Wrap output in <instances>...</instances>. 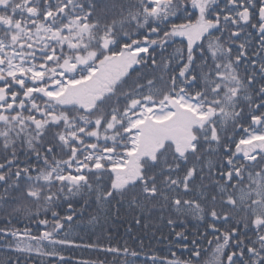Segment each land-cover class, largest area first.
<instances>
[{
	"label": "snow or ice",
	"instance_id": "snow-or-ice-1",
	"mask_svg": "<svg viewBox=\"0 0 264 264\" xmlns=\"http://www.w3.org/2000/svg\"><path fill=\"white\" fill-rule=\"evenodd\" d=\"M122 217L171 258L72 238ZM66 248L264 264V0H0V264Z\"/></svg>",
	"mask_w": 264,
	"mask_h": 264
},
{
	"label": "trees",
	"instance_id": "trees-1",
	"mask_svg": "<svg viewBox=\"0 0 264 264\" xmlns=\"http://www.w3.org/2000/svg\"><path fill=\"white\" fill-rule=\"evenodd\" d=\"M66 209H62L64 211ZM196 222L189 219L187 222V232L192 238L193 234L196 231L195 228ZM22 226V225H21ZM33 227H35L33 225ZM75 231H73L72 238L77 242H80V238L83 237L84 242L98 241L102 244L107 245L111 243L112 245L120 244L124 245L125 242L131 248H135L139 251L140 249V240L144 241V249L149 253H155L160 256H167L171 258L169 249V244L166 241L157 242L152 239L151 231L145 234L142 226H137L131 218H120L113 219L110 223L105 224L102 228L100 226L95 227L94 229L91 226H88L86 221L81 222L79 225L74 226ZM205 246L207 247V242L205 241ZM177 253H180L182 249H174ZM66 256L72 257V260L69 261V264H75L76 260H96L103 259V254H98L95 251L89 249H77V248H66L64 250ZM210 256V250L205 254L202 259H207ZM143 260V256L138 257V264ZM36 264H39V261H36Z\"/></svg>",
	"mask_w": 264,
	"mask_h": 264
}]
</instances>
